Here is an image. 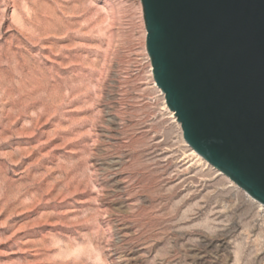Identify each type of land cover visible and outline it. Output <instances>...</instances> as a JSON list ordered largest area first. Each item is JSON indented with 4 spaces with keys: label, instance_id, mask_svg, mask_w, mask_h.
I'll list each match as a JSON object with an SVG mask.
<instances>
[{
    "label": "rangeland",
    "instance_id": "rangeland-1",
    "mask_svg": "<svg viewBox=\"0 0 264 264\" xmlns=\"http://www.w3.org/2000/svg\"><path fill=\"white\" fill-rule=\"evenodd\" d=\"M146 41L141 0H0V264H264V205L191 153Z\"/></svg>",
    "mask_w": 264,
    "mask_h": 264
},
{
    "label": "water",
    "instance_id": "water-1",
    "mask_svg": "<svg viewBox=\"0 0 264 264\" xmlns=\"http://www.w3.org/2000/svg\"><path fill=\"white\" fill-rule=\"evenodd\" d=\"M186 141L264 204V0H141Z\"/></svg>",
    "mask_w": 264,
    "mask_h": 264
},
{
    "label": "bare ground",
    "instance_id": "bare-ground-1",
    "mask_svg": "<svg viewBox=\"0 0 264 264\" xmlns=\"http://www.w3.org/2000/svg\"><path fill=\"white\" fill-rule=\"evenodd\" d=\"M159 89H160V91H161V93L163 94V96H164V99H165V103L167 104V102H166V98H165V93H164V91L159 87ZM169 107V106H168ZM171 112H172V114H175L174 112L175 111H173V110H171ZM176 117H177V115H176ZM178 118V117H177ZM179 121V120H178ZM180 122V121H179ZM181 123V122H180ZM182 126V125H181ZM183 129V128H182ZM183 135H184V132H183ZM185 138V137H184ZM186 140V139H185ZM191 146V145H190ZM191 150H192V154L194 155V157L196 156V157H198L197 159H199L201 162H203V163H205V164H207L208 165V167H212V168H217V167H215L212 163H210L205 157H203L198 151H196L192 146H191ZM191 154V155H192ZM192 155V156H193ZM217 170L218 171H220V172H222V173H224L223 171H221L219 168H217ZM209 172V171H208ZM218 174H220V173H218ZM225 174V173H224ZM226 175V174H225ZM227 176V178L233 183V185L235 186V187H238V188H241V189H243L240 185H238V183H236L233 179H231L228 175H226ZM243 190H245V189H243ZM246 191V190H245ZM247 192V191H246ZM247 194H248V196L251 198V199H253V200H255V201H257L259 204H262V205H264L263 203H261L260 201H258L256 198H254L253 196H251L248 192H247Z\"/></svg>",
    "mask_w": 264,
    "mask_h": 264
}]
</instances>
